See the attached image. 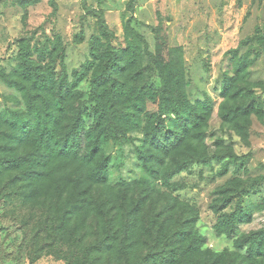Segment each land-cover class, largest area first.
<instances>
[{"label":"rangeland","instance_id":"rangeland-1","mask_svg":"<svg viewBox=\"0 0 264 264\" xmlns=\"http://www.w3.org/2000/svg\"><path fill=\"white\" fill-rule=\"evenodd\" d=\"M103 22L109 41L101 38L116 48H126L135 32L148 44L144 56L126 68L142 71L135 82L146 87L141 125L130 128L124 117L129 100L109 104L112 134L97 161L102 166L109 159L106 184L78 183L70 168L60 182L40 189L35 201H8L11 189L24 190L30 168L22 175L0 165V264H146L148 254L170 249L177 243L174 233L190 231L191 224L205 238L203 252L174 264H246V249L237 245L264 229V0H0V158L39 149L26 135L27 124L17 120L27 106L11 84L27 46L53 48L56 60L45 63H53L58 79L68 78L80 96L67 101L65 127L79 118L86 129L96 124L92 71L82 81L77 73ZM242 56L246 66L230 103L259 111L226 121L222 90ZM165 65L172 66L192 105L211 100L208 117L195 128H183L170 104L161 106ZM159 114L185 139L156 160V177L147 155ZM145 194L137 234L130 237L129 212ZM76 204L83 211L73 210ZM235 209L249 211L251 222L239 224L233 238L218 235L214 225Z\"/></svg>","mask_w":264,"mask_h":264},{"label":"trees","instance_id":"trees-1","mask_svg":"<svg viewBox=\"0 0 264 264\" xmlns=\"http://www.w3.org/2000/svg\"><path fill=\"white\" fill-rule=\"evenodd\" d=\"M102 34H94L91 40L90 58L84 64L81 71L77 73V81H82L92 71L91 76V98L96 102L98 121L91 128L86 129L81 124V119L75 121L73 126L65 127L67 101L79 98L73 92L68 78L59 80L53 68V63L47 66L45 63L49 58L53 61L55 53L53 48L48 46L34 51L27 46L20 55V61L14 69L11 84L21 91V95L27 106L23 115L18 119L24 122L26 135L32 138L33 143L38 144L36 151H18L17 155L10 158H0V165L10 170H19L23 175L25 168L29 165V173H24V190L22 188L11 189L6 200H16L21 203L35 201L38 198L40 189L51 187V184L60 182L59 177L66 170L73 168L77 171L78 183L89 181L93 184H106L109 179V159L102 166H97V161L104 152L112 134L111 116L115 113L110 110L109 104H114L122 99L129 100V107L124 112V117L130 120V128L141 125L140 112L144 108L146 87L135 86L138 76L142 71L131 74L126 70L128 65L137 63L143 56V49L148 48L144 37L135 32L136 38L130 41L126 48H116L109 41L106 25L102 24ZM101 37L108 39L104 41ZM36 48V47H35ZM39 52L40 58L35 59L34 54ZM246 66L244 56L237 60L236 75L226 77L222 94L226 101L221 108V116L224 120L230 121L242 115H249L259 110L256 108L240 109L233 107L230 103L236 95L234 81ZM67 77V76H66ZM162 90L160 96L162 107L170 104L172 110L177 114V121L181 126L189 130L197 127L206 120L212 104L210 99L197 101L192 105L186 91L179 88L180 79L173 72L172 66L160 67ZM132 84H129V82ZM243 110V111H242ZM262 111V110H261ZM260 111V112H261ZM159 124L157 130L150 133L151 143L149 145L148 167L159 177L156 170V160L163 155L167 156L181 146L185 136L171 130L158 115ZM192 123V124H189ZM156 148V150L154 149ZM18 177V176H17ZM69 174V178H70ZM47 179L43 187V180ZM167 183V178L164 177ZM19 180V179H18ZM16 180V183H18ZM22 180V179H20ZM165 184V183H164ZM149 195L142 196L140 201L129 212L128 220L132 223L128 234L133 237L137 234L135 226L141 216ZM78 203H84L83 200ZM171 207H174V205ZM81 204H76L73 210L83 211ZM170 207H168L169 211ZM252 214L246 209H235L232 212L224 213L214 225L218 235L235 237L239 224L249 223ZM190 231L184 227L174 233L175 245L161 253H150L145 259L146 264H174L188 254L202 253V246L205 238L194 232L192 224ZM115 242L112 243V248ZM238 248H245L246 253L242 255L246 264H264V229L252 232L244 237ZM131 255H128L130 261ZM210 260V259H208ZM131 264V263H128Z\"/></svg>","mask_w":264,"mask_h":264}]
</instances>
